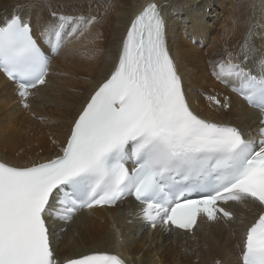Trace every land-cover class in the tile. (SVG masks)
I'll use <instances>...</instances> for the list:
<instances>
[{"label":"snow or ice","instance_id":"snow-or-ice-1","mask_svg":"<svg viewBox=\"0 0 264 264\" xmlns=\"http://www.w3.org/2000/svg\"><path fill=\"white\" fill-rule=\"evenodd\" d=\"M44 10L47 18L34 23L32 13ZM176 11L157 0L140 6L107 75L71 118L66 139H53L59 154L24 164L0 161V264H126L101 250L60 255L55 226L130 197L140 205L138 218L169 233L192 232L198 218L232 223L238 217L231 206H246L254 215L236 243V264H264V48L249 28L237 47L209 60L211 76L259 110L258 123L206 118L169 45L168 16ZM104 19L53 9L46 0L17 3L0 18V73L25 110L32 111L57 74L52 61L71 54L69 45ZM204 95L215 110L231 109L229 97Z\"/></svg>","mask_w":264,"mask_h":264},{"label":"bare ground","instance_id":"bare-ground-1","mask_svg":"<svg viewBox=\"0 0 264 264\" xmlns=\"http://www.w3.org/2000/svg\"><path fill=\"white\" fill-rule=\"evenodd\" d=\"M26 0H0V18L10 15L13 6ZM43 2V0H37ZM53 9L70 14L103 15L88 37L75 41L71 54H61L52 61L57 73L41 97L25 110L14 85L0 73V159L14 164L42 161L59 154L53 139L62 144L70 120L84 99L110 70L111 59L118 54L120 41L130 20L146 0H46ZM177 9L168 16L169 45L186 86L191 90L197 110L209 119L229 121L241 126L258 123L259 114L249 109L239 97L211 76L209 60L225 49L237 47L249 28L251 39L264 48V0H157ZM91 4V7L88 5ZM169 12L168 8H165ZM33 22L47 18L48 12H33ZM97 33L100 38L91 44ZM99 49L92 54L90 49ZM200 91L230 95V110L217 111ZM43 115L44 121L32 115ZM54 134V135H53ZM140 205L129 202L114 208H95L77 214L66 225H56L60 255L72 256L93 250L119 254L126 264H236L234 232L244 229L254 215L243 205H232L237 222L231 228L221 219L204 223L193 235L149 230L148 223L131 213ZM131 221V222H129ZM243 221V223H241ZM61 227L66 231H61ZM154 230V231H153ZM121 240V241H120Z\"/></svg>","mask_w":264,"mask_h":264}]
</instances>
